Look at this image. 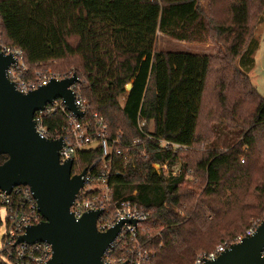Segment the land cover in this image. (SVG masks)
<instances>
[{
	"label": "trees",
	"instance_id": "obj_1",
	"mask_svg": "<svg viewBox=\"0 0 264 264\" xmlns=\"http://www.w3.org/2000/svg\"><path fill=\"white\" fill-rule=\"evenodd\" d=\"M208 8L199 0H0L1 42L22 49L31 72L74 67L81 96L110 136L142 139L111 179L115 199L135 191L150 213L146 264H192L264 211V96L246 74L252 60L236 64L252 54L264 0H209ZM158 33L223 50L161 51ZM63 121L57 113L44 123L52 130ZM160 139L183 147L163 149ZM99 155L81 152L80 169ZM154 162L181 170L158 175Z\"/></svg>",
	"mask_w": 264,
	"mask_h": 264
},
{
	"label": "built area",
	"instance_id": "obj_2",
	"mask_svg": "<svg viewBox=\"0 0 264 264\" xmlns=\"http://www.w3.org/2000/svg\"><path fill=\"white\" fill-rule=\"evenodd\" d=\"M0 54L10 55L14 59L6 69V76L13 83L16 90L27 94L42 86H46L52 79L61 80L72 77L75 73L60 74L49 71L31 72L24 63L22 49L7 45L0 39ZM70 86L75 95L74 104L82 113L77 117L70 112L63 99L57 98L47 104L42 110L34 113L35 129L43 138L51 141L61 139L62 145L58 150L60 163L71 160V176L80 174L85 170L83 186L79 189L70 207V212L75 220L90 211H101L95 222L98 232H105L121 221L127 222L120 227L119 233L110 243L102 256L104 264H146L153 256L152 250L147 247L150 241V213L140 207L131 196L120 199L113 197L112 173L115 167L123 166L131 157V147L139 145L141 138H135L130 143L123 142L118 137L109 134V128L97 111L89 109L88 101L83 98L78 90L79 77ZM60 113L64 121L54 129H49L45 118ZM143 125V123H140ZM145 134V139L153 137ZM163 149H177L183 146L164 139L159 140ZM98 149L100 155L86 168L80 169L78 158L81 152ZM244 162V158L240 159ZM151 167L158 175L175 176L181 170L177 164L172 169L167 163H151ZM190 177L189 175H187ZM0 207L5 208L6 233L0 242L1 263L3 264H47L52 257L51 245L47 242H37L32 245L17 243L20 235L35 224L40 223L43 217L38 212L37 203L29 187H14L10 194L0 191ZM1 220V218H0ZM2 221V220H1ZM263 221H253L242 233L227 239L215 246L214 249L198 253L193 264H203L207 260L216 259L231 245L241 242L244 238L254 234ZM264 255V249L262 251Z\"/></svg>",
	"mask_w": 264,
	"mask_h": 264
},
{
	"label": "water",
	"instance_id": "obj_3",
	"mask_svg": "<svg viewBox=\"0 0 264 264\" xmlns=\"http://www.w3.org/2000/svg\"><path fill=\"white\" fill-rule=\"evenodd\" d=\"M11 63L14 59L10 55L0 54V155L7 156L0 164V191L10 194L14 187H29L43 217L40 223L28 227L17 243L50 244L52 257L47 264H104L102 256L120 227L135 221H121L101 233L95 227L101 211L87 212L75 220L70 207L83 186L85 170L71 176L72 161L60 163L58 159L62 140L41 137L33 120L36 111L57 98L63 99L67 109L81 117L70 89L77 77L52 79L46 86L23 94L6 76ZM263 249L264 221L253 235L203 264H264Z\"/></svg>",
	"mask_w": 264,
	"mask_h": 264
},
{
	"label": "rangeland",
	"instance_id": "obj_4",
	"mask_svg": "<svg viewBox=\"0 0 264 264\" xmlns=\"http://www.w3.org/2000/svg\"><path fill=\"white\" fill-rule=\"evenodd\" d=\"M199 2L201 4V6L204 8V10L206 11V13H208V11H209V8H208L209 0H199ZM252 35H253V38H252V40H253V42H252V44H253L252 54L250 56L245 54V58H243L241 60V62H239V60H236V64H238V66H240V68L243 69L242 68L243 64L248 65L249 59L252 60V63H250L251 66L248 68L246 74L248 76H250L249 78H250V80H252L251 82L256 87L258 92L264 96V14H260L258 16V18H257V20L253 26ZM157 48H158V50H161V51L188 52V53H192V54H199V55L200 54L201 55L202 54H208V55H212V56H217L219 53V50L220 49L223 50L222 45L219 44L218 42H214V41H210V40H207L206 42H201V43L177 41V40H174V39H172V38H170L164 34H161V33H158V35H157ZM44 68L42 67V68L37 69V70L38 71L56 72V73H60V74L76 73L74 67H70V68L65 69V70H63V69L62 70H53L51 67H44ZM119 101H120V103L123 101V96L119 97ZM203 145L204 144L201 145L202 148L207 149ZM185 180L188 182L193 181L192 177H188V176L185 177ZM191 188L193 189L194 193L198 197L201 193L200 188L199 187H196V188L191 187ZM235 210L237 211L236 214L240 213L239 208H235ZM179 213L183 214L182 211ZM232 213L233 212H230L229 215ZM230 216H232V215H230ZM5 217H6L5 208L0 207V218L2 220V225L0 227V242L6 233ZM258 220L264 221V211L261 212V216H259V217H249L247 219L248 222H246L247 227L253 221H258ZM246 224L244 225V227L246 226ZM247 227H245L243 229V231ZM223 239H225V238H223ZM223 239L219 240L216 243V245H218L220 242H222ZM201 252H204V250L198 251L197 254L201 253Z\"/></svg>",
	"mask_w": 264,
	"mask_h": 264
},
{
	"label": "crops",
	"instance_id": "obj_5",
	"mask_svg": "<svg viewBox=\"0 0 264 264\" xmlns=\"http://www.w3.org/2000/svg\"><path fill=\"white\" fill-rule=\"evenodd\" d=\"M250 77V76H249ZM252 81V80H251ZM123 100H124V97H123Z\"/></svg>",
	"mask_w": 264,
	"mask_h": 264
}]
</instances>
